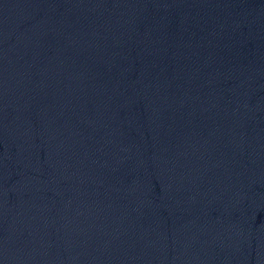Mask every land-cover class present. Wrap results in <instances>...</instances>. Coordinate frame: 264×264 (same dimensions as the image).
Here are the masks:
<instances>
[{"label":"water","instance_id":"95a60500","mask_svg":"<svg viewBox=\"0 0 264 264\" xmlns=\"http://www.w3.org/2000/svg\"><path fill=\"white\" fill-rule=\"evenodd\" d=\"M0 264H264V0H0Z\"/></svg>","mask_w":264,"mask_h":264}]
</instances>
